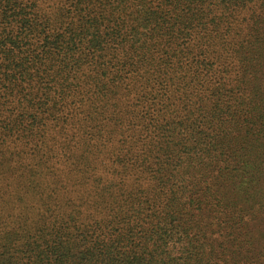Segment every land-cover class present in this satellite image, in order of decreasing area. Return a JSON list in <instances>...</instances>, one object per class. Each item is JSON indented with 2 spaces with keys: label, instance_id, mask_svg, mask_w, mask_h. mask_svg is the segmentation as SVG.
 <instances>
[{
  "label": "trees",
  "instance_id": "16d2710c",
  "mask_svg": "<svg viewBox=\"0 0 264 264\" xmlns=\"http://www.w3.org/2000/svg\"><path fill=\"white\" fill-rule=\"evenodd\" d=\"M0 264H264V0H0Z\"/></svg>",
  "mask_w": 264,
  "mask_h": 264
}]
</instances>
